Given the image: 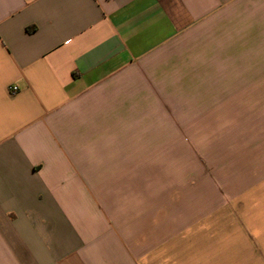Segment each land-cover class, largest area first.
Listing matches in <instances>:
<instances>
[{
  "label": "crops",
  "instance_id": "0c3cea01",
  "mask_svg": "<svg viewBox=\"0 0 264 264\" xmlns=\"http://www.w3.org/2000/svg\"><path fill=\"white\" fill-rule=\"evenodd\" d=\"M0 264H264V0H0Z\"/></svg>",
  "mask_w": 264,
  "mask_h": 264
},
{
  "label": "rangeland",
  "instance_id": "374dc122",
  "mask_svg": "<svg viewBox=\"0 0 264 264\" xmlns=\"http://www.w3.org/2000/svg\"><path fill=\"white\" fill-rule=\"evenodd\" d=\"M208 114H210V112L207 110L205 112V115L200 117V121H201L200 126L209 124L210 121L212 119H214L215 121L212 124H215L216 125V129H218V130L221 129V131H217L215 133H210V136H208V133L205 132L204 134L201 133L200 136H202L203 139H205V140L209 139V137H210V140H214L215 139L216 142H218L217 139L218 140L219 139L220 140H222V139L224 140L225 132L223 130L222 120L219 119L218 117L211 118V115L208 116ZM191 123H192V118H185V125H184L185 132L184 133L188 136L189 140L195 138L196 135H197V134L192 133V124ZM232 135H234V133H232ZM220 148L221 147L217 143V145L215 146V150H219ZM196 151H198V153L200 155L203 154V150H201V149H199V150H191V149L185 148V150H184L185 160L197 159V157L193 158V156H194L193 153L196 152ZM200 160H206V159L203 156H201Z\"/></svg>",
  "mask_w": 264,
  "mask_h": 264
},
{
  "label": "built area",
  "instance_id": "2783aa9c",
  "mask_svg": "<svg viewBox=\"0 0 264 264\" xmlns=\"http://www.w3.org/2000/svg\"><path fill=\"white\" fill-rule=\"evenodd\" d=\"M9 91L14 93V92L18 91V87L17 86H9Z\"/></svg>",
  "mask_w": 264,
  "mask_h": 264
}]
</instances>
